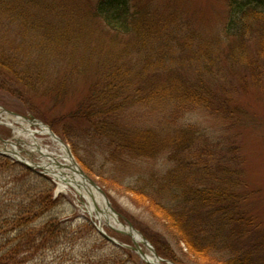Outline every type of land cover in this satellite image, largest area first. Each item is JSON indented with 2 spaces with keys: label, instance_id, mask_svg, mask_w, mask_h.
Instances as JSON below:
<instances>
[{
  "label": "trees",
  "instance_id": "16d2710c",
  "mask_svg": "<svg viewBox=\"0 0 264 264\" xmlns=\"http://www.w3.org/2000/svg\"><path fill=\"white\" fill-rule=\"evenodd\" d=\"M229 1L225 43L175 7L142 0H95L85 11L67 0H0V89L31 103L104 189L110 180L149 213L159 228L143 233L178 264H264V221L250 208L255 191L239 139L213 138L183 121L203 109L240 130L248 114L242 96L264 85V0ZM81 78H89L82 98L60 119L48 120L34 104L36 95L75 94ZM139 106L162 117L133 121ZM163 156L164 170L129 182L118 174ZM55 187L0 154V264H27L75 244L85 227L94 241L65 264L129 263L132 250L90 219L61 218Z\"/></svg>",
  "mask_w": 264,
  "mask_h": 264
},
{
  "label": "rangeland",
  "instance_id": "374dc122",
  "mask_svg": "<svg viewBox=\"0 0 264 264\" xmlns=\"http://www.w3.org/2000/svg\"><path fill=\"white\" fill-rule=\"evenodd\" d=\"M71 3L72 6L78 5L80 8H84L83 11L87 9L89 2H93L95 0H67ZM143 4H153L159 6L161 11H165L164 7L170 6V8H176V10L181 13L182 17L186 19H192L195 25L203 31L204 35H212L218 34L222 35L224 42H227L226 38V28L228 27V23L230 20V11L231 7L229 5V0H142ZM89 9V8H88ZM88 18V16H86ZM99 37V35H97ZM232 37V36H231ZM256 38L252 37L251 39V48L256 47ZM91 71L90 74H92ZM89 78H81L80 83L76 84V89L78 91L75 94L67 95L64 99L56 100L54 96H35L33 98L34 104L37 106L38 110H40L44 116L48 120H58L62 117L63 114L68 113L77 105L78 101L82 98L84 94V86L86 85L85 81H88ZM80 88V89H79ZM243 95V94H242ZM243 103L245 104L246 110L248 114L245 117V123L243 124L242 129L237 130L231 128V126L224 120L219 117L213 116L206 110L200 109L194 112H191L186 115L183 119L184 122L193 121L198 123L200 126H203L207 132L213 138H221L224 136H228L229 138L239 139L240 145L243 150V154L245 157V165L247 172V180L255 191V195L250 204V208L255 214L259 215L260 218L264 221V85L261 87L253 88L250 92L245 93L242 96ZM0 105L8 110L15 111L23 116H34L35 118L42 120L45 124H50L44 119L38 117V115L34 114L31 111L30 106L31 103L22 100L18 97L11 95L8 92L0 89ZM34 106V105H33ZM135 114L132 119L134 121H140L141 123L152 124L156 123L158 118L162 117V113L160 111H152L147 107H136L131 109V113ZM13 121L11 116H7L3 114L0 116V149L5 146L3 140H14L17 136L15 130L7 125V123ZM15 122V121H13ZM15 124L20 127L23 131L20 132V138L23 140L21 142L15 143V146L20 151V154L24 156H28L26 150H32L31 144L34 143L32 136L29 135L28 130H39L40 127L33 125L29 122H15ZM51 127V126H50ZM240 132V133H239ZM37 141L43 146L42 148H47L50 152L54 154V156L58 155L59 149L56 146V143L52 140L50 135H46L43 133H35ZM238 137V138H236ZM68 143V142H67ZM69 147L72 149L70 143H68ZM9 148H12L10 144H8ZM73 151V149H72ZM74 153V152H73ZM40 153L36 150L34 152V159L36 161H41L45 159L44 157H39ZM75 156V154H74ZM58 157V156H57ZM76 160L79 162L77 157ZM58 160L64 164L62 158L58 157ZM50 162V160H47ZM96 161V167H101V161ZM81 167L84 169L82 164L79 162ZM168 165L167 157L163 156L158 160H140L136 162L131 168H124L118 171V174L121 179H124L125 182H129L137 177L139 174H148L151 170H164ZM109 166V165H108ZM57 168V167H56ZM61 168L70 175L71 171L67 166H61ZM59 169V168H57ZM85 170V169H84ZM86 171V170H85ZM109 171V168H108ZM94 180L99 181V177L89 174ZM52 177V176H50ZM111 186V181H107V193L113 207L120 214V221L124 224H127V221H131L136 229L143 233V230H157L159 225L157 222L147 213L144 209L137 207L131 201V198L128 194H126L122 189H115ZM56 193H54V197H61V203L58 206V214L61 218L68 220L69 222H73L76 225H80L84 218H90L95 220L93 216L88 212L86 207L83 205V202H87L85 198L82 196H78L77 193L73 189H66L58 191V184L56 183ZM76 211H74V210ZM103 226L105 230L113 237H115L122 244L134 245L132 238L129 236L128 238H124L125 234H121L113 230L105 221H103ZM84 238L83 240H79V242L75 244H62L57 249L49 250L43 252L33 259L28 261L27 264H65V261L68 258H78L80 256V250L82 246L85 244H91L95 236L91 234L89 229L84 228ZM144 234V233H143ZM145 235V234H144ZM146 236V235H145ZM150 240V239H149ZM151 241V240H150ZM153 244V243H152ZM144 250L145 247L140 243ZM154 245V244H153ZM65 246L66 249H65ZM124 248H128L127 246L120 245ZM184 246V244H183ZM156 248V247H155ZM132 254L128 259L129 263L127 264H144L146 263L141 255L131 249ZM66 250V251H65ZM157 250V249H156ZM64 252L67 255H64ZM158 252V251H157ZM159 253V252H158ZM160 254V253H159ZM128 255V254H127ZM162 257L174 262L170 258L160 254Z\"/></svg>",
  "mask_w": 264,
  "mask_h": 264
},
{
  "label": "water",
  "instance_id": "95a60500",
  "mask_svg": "<svg viewBox=\"0 0 264 264\" xmlns=\"http://www.w3.org/2000/svg\"><path fill=\"white\" fill-rule=\"evenodd\" d=\"M3 114L7 115V116H11L13 120H23V121H27L33 125L36 126H46L47 128H49L51 136L59 139L64 145H66L69 149V153L72 156V158L75 161L76 167L74 169V171L78 172L81 175V178L84 180V183L86 184V186L94 188L96 191H98L100 193V195H102L104 198H106V207L107 208H103L100 209L99 207H97L98 209V213L103 212L104 213V217H105V221L116 231L129 235L132 238V241L134 243V245H125L120 243L116 238L110 236L102 227V225H96L97 228L100 230V232L102 234H104L109 240L119 244V245H124L127 246L135 251H137L141 257L143 258V260L148 263V264H177L175 262H171L170 260L162 257L156 250L155 246L152 244V242L142 233L140 232L138 229L135 228V226L133 225V223L131 221H127V224H124L120 221L119 217L120 214L119 212H117V210L113 207L107 193L105 192V190L100 186V184L94 180L79 164V162L76 160L74 153L72 151V149L69 147L68 143H66V141L64 139H62L49 125L45 124L42 120H39L37 118H35L34 116L28 117V116H23L15 111L12 110H8L4 107H2L0 105V116H2ZM33 133H38V130H32ZM34 140H36V146H38L39 144L37 143V138L34 136ZM17 142H21L19 138L15 137L14 140H3V142L5 143V146H3L0 149V153L11 156L17 160H19L20 162L26 164L27 166L33 168V169H37L40 168L41 170H39V172L42 173H49L50 168H47L45 166H42L41 163L35 162L34 163H30L25 161V157L20 155V152L16 149H12L9 148L7 144H10L11 147H13L15 145V143ZM14 148V147H13ZM41 146L39 145L38 150L40 153H42L44 156L49 157V154H45L44 152H42V150H40ZM28 155L31 157L32 159V152L31 151H27ZM53 158L52 160V164H55V167L59 168L56 169L58 171V173L65 175L64 179L68 178L69 176L67 174L64 173V170L61 168V166H65L64 164H62L61 162H58L56 160L55 157L50 156ZM74 168V167H73ZM38 170V169H37ZM49 171V172H48ZM53 177L55 178V176L53 175ZM56 179V178H55ZM81 187V185H79ZM110 216H112L114 218V224H112L111 220H110ZM100 220V219H99ZM101 221V220H100ZM140 243L145 247L146 250L143 249V247L140 245Z\"/></svg>",
  "mask_w": 264,
  "mask_h": 264
},
{
  "label": "bare ground",
  "instance_id": "6f19581e",
  "mask_svg": "<svg viewBox=\"0 0 264 264\" xmlns=\"http://www.w3.org/2000/svg\"><path fill=\"white\" fill-rule=\"evenodd\" d=\"M13 121L23 122V123L27 122V121H23L20 119L19 120L16 119ZM13 121H11V122L8 121L7 125L11 126L15 130V133L17 134L16 137L19 138L20 141H23L20 138V132H22L23 130L20 127H18L15 124V122H13ZM39 127H40V129L38 130L39 133H43V134L51 136L49 128H47L44 125L39 126ZM28 129H26L25 131L26 132L29 131V135L32 136V138L34 139L35 134L33 133L32 130H28ZM51 138L56 143V146L59 149V153L57 156L59 158H62L64 161V165L67 166L71 171H73L69 175L70 178L69 179L67 178L68 181H66V180H64L63 173L60 174L56 170L55 164L52 166H50V163L46 164V166L51 168L50 169L51 175H54L55 178L57 179L58 188L60 190L73 189L77 193L78 196H82L83 198H85L87 200L86 209L88 210V212L92 216H95L96 219L104 220V216H105L104 213H102V214L97 213V207L107 208L106 207V198H104L102 195H100V193L98 191H96L94 188L86 186V184L84 183V180L81 178V175L78 172L74 171L76 164H75L74 159L72 158V156L69 153L68 147L66 145H64L59 139H57L53 136H51ZM35 142H36V140H35ZM38 144L41 145L40 143H38ZM39 145L36 147V143H34V145H32V151L36 150L39 147ZM42 147L43 146H41V148H40V150H42V152H45V154H50L49 151L47 150V148H42ZM79 185H81V187ZM110 220L113 224L114 218L112 216H110Z\"/></svg>",
  "mask_w": 264,
  "mask_h": 264
}]
</instances>
